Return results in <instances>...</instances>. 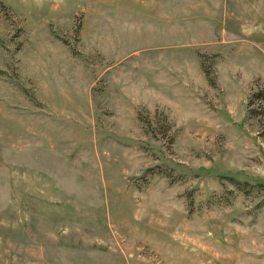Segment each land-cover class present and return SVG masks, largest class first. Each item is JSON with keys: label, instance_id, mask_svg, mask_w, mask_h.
Returning <instances> with one entry per match:
<instances>
[{"label": "rangeland", "instance_id": "1", "mask_svg": "<svg viewBox=\"0 0 264 264\" xmlns=\"http://www.w3.org/2000/svg\"><path fill=\"white\" fill-rule=\"evenodd\" d=\"M262 85L264 0H0V264H264Z\"/></svg>", "mask_w": 264, "mask_h": 264}, {"label": "trees", "instance_id": "2", "mask_svg": "<svg viewBox=\"0 0 264 264\" xmlns=\"http://www.w3.org/2000/svg\"><path fill=\"white\" fill-rule=\"evenodd\" d=\"M206 78L208 79V82L210 85L214 86L215 81L210 78V72L208 70H205ZM248 115L251 119H257L262 118L264 119V85L258 87L255 91H253L250 95L248 105H247ZM155 117H158V113H155V116L148 115L147 118L142 117V115L139 114V121L146 125L148 127V130H150V133H154L153 137L155 138L158 133L161 132V127L159 130L153 129V127H157V121H153ZM155 120V119H154ZM165 120L168 121V117L165 116ZM159 123V122H158ZM159 126V124H158ZM169 128V127H168ZM171 129V125H170ZM156 132V134H155ZM169 141L173 143V139L169 137ZM236 188L239 190H244L246 184L239 183L235 180H230Z\"/></svg>", "mask_w": 264, "mask_h": 264}]
</instances>
